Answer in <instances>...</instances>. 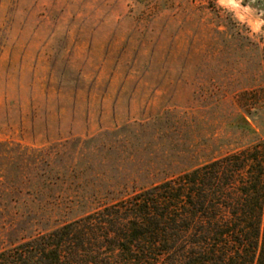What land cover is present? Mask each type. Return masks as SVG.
Wrapping results in <instances>:
<instances>
[{
    "label": "rangeland",
    "instance_id": "374dc122",
    "mask_svg": "<svg viewBox=\"0 0 264 264\" xmlns=\"http://www.w3.org/2000/svg\"><path fill=\"white\" fill-rule=\"evenodd\" d=\"M264 142V0H0V252Z\"/></svg>",
    "mask_w": 264,
    "mask_h": 264
},
{
    "label": "trees",
    "instance_id": "16d2710c",
    "mask_svg": "<svg viewBox=\"0 0 264 264\" xmlns=\"http://www.w3.org/2000/svg\"><path fill=\"white\" fill-rule=\"evenodd\" d=\"M0 264H264V142L30 238Z\"/></svg>",
    "mask_w": 264,
    "mask_h": 264
}]
</instances>
